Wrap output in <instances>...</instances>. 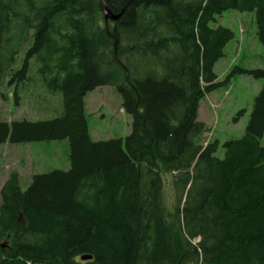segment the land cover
<instances>
[{
	"label": "trees",
	"instance_id": "trees-1",
	"mask_svg": "<svg viewBox=\"0 0 264 264\" xmlns=\"http://www.w3.org/2000/svg\"><path fill=\"white\" fill-rule=\"evenodd\" d=\"M103 1L116 22L100 0H0V81L18 90L35 74L62 104L53 119L0 120V144L70 147L68 171L3 184L0 264H264V71L214 73L234 39L217 17L255 11L264 50V0ZM235 72L263 85L219 159L199 101ZM105 86L131 118L124 140L89 136L85 97Z\"/></svg>",
	"mask_w": 264,
	"mask_h": 264
},
{
	"label": "rangeland",
	"instance_id": "rangeland-1",
	"mask_svg": "<svg viewBox=\"0 0 264 264\" xmlns=\"http://www.w3.org/2000/svg\"><path fill=\"white\" fill-rule=\"evenodd\" d=\"M217 25L231 30L234 39L224 49V57L214 66L217 82L225 81L234 69L264 71V50L256 35L255 11L224 12L217 17ZM19 68V61L13 70ZM34 82L15 90L8 84L10 76L0 81V120L39 121L53 119L62 112L59 94L49 95L40 86V78L31 74ZM263 85L262 80L235 72L228 84L216 89L199 101L197 120L205 124L202 144L217 140L220 144L215 156L223 157L222 145L241 138L253 108L254 100ZM3 96V97H1ZM18 97V98H17ZM85 114L89 136L94 142L113 139L124 140L131 130V118L121 108V98L113 87H99L85 97ZM264 147V135L261 139ZM68 140L28 144H0V190L10 174L16 173L22 191L29 186L34 175L70 169ZM164 197L172 206L170 177L165 175ZM195 241L194 243H196Z\"/></svg>",
	"mask_w": 264,
	"mask_h": 264
},
{
	"label": "water",
	"instance_id": "water-1",
	"mask_svg": "<svg viewBox=\"0 0 264 264\" xmlns=\"http://www.w3.org/2000/svg\"><path fill=\"white\" fill-rule=\"evenodd\" d=\"M100 3H101V8H102V13H103L104 20H109V21H112V22H116L120 18L121 13L115 15L108 8V6L104 3L103 0H100ZM90 259H91V256H82L80 258L81 261H87V260H90Z\"/></svg>",
	"mask_w": 264,
	"mask_h": 264
},
{
	"label": "bare ground",
	"instance_id": "bare-ground-1",
	"mask_svg": "<svg viewBox=\"0 0 264 264\" xmlns=\"http://www.w3.org/2000/svg\"><path fill=\"white\" fill-rule=\"evenodd\" d=\"M5 34V33H4ZM7 41V40H6ZM20 42V41H19ZM41 51H43L42 49H41ZM35 63V62H34ZM76 195V194H75Z\"/></svg>",
	"mask_w": 264,
	"mask_h": 264
}]
</instances>
